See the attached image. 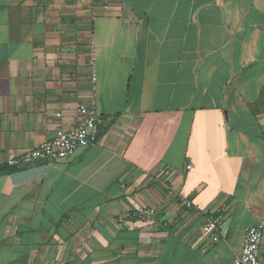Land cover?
<instances>
[{
    "label": "crops",
    "instance_id": "0c3cea01",
    "mask_svg": "<svg viewBox=\"0 0 264 264\" xmlns=\"http://www.w3.org/2000/svg\"><path fill=\"white\" fill-rule=\"evenodd\" d=\"M92 46L97 144L10 167L80 122ZM263 86L264 0H0V264H234L264 223Z\"/></svg>",
    "mask_w": 264,
    "mask_h": 264
},
{
    "label": "built area",
    "instance_id": "2783aa9c",
    "mask_svg": "<svg viewBox=\"0 0 264 264\" xmlns=\"http://www.w3.org/2000/svg\"><path fill=\"white\" fill-rule=\"evenodd\" d=\"M91 63V96L90 104H81L77 107V113L81 117L80 122L72 129L59 127L55 136L40 144L37 148L25 152L16 157H10L7 164L10 167L30 165L36 162H51L70 158L81 148L97 144L104 118L98 110V75L97 52L94 46L90 49ZM191 169V166H188ZM191 204L189 203V206ZM226 215L225 208H219L205 217L203 228L214 242L220 240V229ZM130 217L144 222L152 223L157 218V210L152 207L140 206L132 210ZM264 243V223H258L246 229L242 252L236 258L234 264H262L261 248Z\"/></svg>",
    "mask_w": 264,
    "mask_h": 264
},
{
    "label": "trees",
    "instance_id": "16d2710c",
    "mask_svg": "<svg viewBox=\"0 0 264 264\" xmlns=\"http://www.w3.org/2000/svg\"><path fill=\"white\" fill-rule=\"evenodd\" d=\"M252 112L257 119L264 117V86L257 102L252 106Z\"/></svg>",
    "mask_w": 264,
    "mask_h": 264
},
{
    "label": "rangeland",
    "instance_id": "374dc122",
    "mask_svg": "<svg viewBox=\"0 0 264 264\" xmlns=\"http://www.w3.org/2000/svg\"><path fill=\"white\" fill-rule=\"evenodd\" d=\"M263 261H264V257H263Z\"/></svg>",
    "mask_w": 264,
    "mask_h": 264
}]
</instances>
